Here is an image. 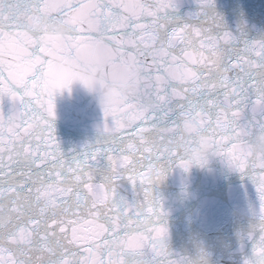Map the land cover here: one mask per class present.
I'll return each instance as SVG.
<instances>
[{"label": "snow or ice", "instance_id": "snow-or-ice-1", "mask_svg": "<svg viewBox=\"0 0 264 264\" xmlns=\"http://www.w3.org/2000/svg\"><path fill=\"white\" fill-rule=\"evenodd\" d=\"M182 3L0 0V221L14 218L0 224V264H198L169 247L159 192L190 161L155 146L189 122L190 135L213 141L254 186L255 258L245 264H264V158L249 148L264 128V39L228 30L215 0L186 14ZM65 21L66 40L43 41L49 23ZM106 57L109 74L135 60L145 82L103 110L94 140L65 151L49 90L54 62Z\"/></svg>", "mask_w": 264, "mask_h": 264}, {"label": "water", "instance_id": "water-1", "mask_svg": "<svg viewBox=\"0 0 264 264\" xmlns=\"http://www.w3.org/2000/svg\"><path fill=\"white\" fill-rule=\"evenodd\" d=\"M197 7L196 0H183L181 10L186 14ZM215 12L228 30L264 39V0H215ZM102 122V109L82 91L56 99V135L65 151L94 140ZM159 192L169 213L168 244L174 252L198 264H245L255 258L247 240L258 222L253 211L258 203L255 188L220 157L203 168L178 169ZM82 224L89 227L86 220Z\"/></svg>", "mask_w": 264, "mask_h": 264}, {"label": "clouds", "instance_id": "clouds-1", "mask_svg": "<svg viewBox=\"0 0 264 264\" xmlns=\"http://www.w3.org/2000/svg\"><path fill=\"white\" fill-rule=\"evenodd\" d=\"M73 32L70 22L49 23L42 33L46 43L66 40ZM110 63L106 57L104 62L86 63L75 67L71 59L54 62L52 82L49 90L58 97H71L74 93L83 92L103 110L118 107L126 99L137 95L145 80L144 73L135 60H129L127 66L118 73L109 74ZM155 110L154 105H148ZM195 128L194 122L182 125L181 129L168 136L165 143L156 142L157 147L167 152L183 151L190 161L191 169L203 168L214 158L218 157V146L211 140L190 135ZM250 151L257 158H264V128L257 129L249 145ZM201 165H204L201 167ZM14 222V218L6 216L0 224L7 226Z\"/></svg>", "mask_w": 264, "mask_h": 264}]
</instances>
